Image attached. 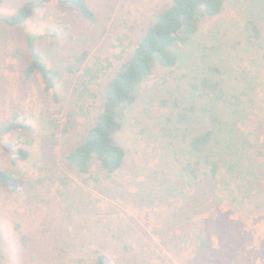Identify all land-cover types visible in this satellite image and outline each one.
<instances>
[{
    "label": "rangeland",
    "instance_id": "374dc122",
    "mask_svg": "<svg viewBox=\"0 0 264 264\" xmlns=\"http://www.w3.org/2000/svg\"><path fill=\"white\" fill-rule=\"evenodd\" d=\"M26 1L0 4V121L17 114L29 126L5 138L27 158L0 146V166L23 180L18 190L0 183L3 264H94L100 253L107 264H264V169L244 204L214 200L211 211H197L200 193L181 173L174 152L183 153L184 143L173 136L184 130L176 116L190 84L213 63L224 73V116L239 120L247 152L264 150V0H228L220 14L201 20L190 42L170 49L176 65L155 64L136 102L121 110L115 141L126 157L112 174L95 159L80 173L66 154L85 140L108 81L171 0H88L95 23L56 0L24 27L2 20ZM27 32L40 35L46 63L61 73L50 92L38 74L21 78Z\"/></svg>",
    "mask_w": 264,
    "mask_h": 264
},
{
    "label": "trees",
    "instance_id": "16d2710c",
    "mask_svg": "<svg viewBox=\"0 0 264 264\" xmlns=\"http://www.w3.org/2000/svg\"><path fill=\"white\" fill-rule=\"evenodd\" d=\"M3 1L0 0V4ZM51 1L54 0H28L15 13L2 20L12 26L24 27L37 9L45 7ZM56 1L74 7L91 23L97 21L96 13L88 0ZM227 1L171 0L156 12L129 58L121 63L108 81L96 120L89 127L85 140L66 154L68 163L83 174L88 173L93 159L108 174L116 172L122 166L126 150L115 141V135L122 126L121 110L136 102V89L154 72L155 64L162 67L177 64V58L170 49L190 42L197 34L201 20L220 14ZM250 24L253 32L259 35L257 26L252 21ZM39 38L40 35L34 32L25 34L29 60L21 69V78L27 82L38 74L44 91L50 92L55 89L61 73L46 63L38 47ZM87 55V51H83L76 62L81 64ZM223 74L218 64H204L198 81L190 84L191 94L187 104L180 107L176 116V123L184 130L173 136H180L184 144L180 148L183 153L174 152L175 159L181 166L182 175L190 182L189 185L195 184L200 193L197 211L201 212L211 211L210 201L214 200L231 207L244 204L245 198L254 190V185H260L258 170L264 169V150L259 149L256 156L247 152L239 120L226 118L223 114L222 106L228 97ZM54 99L58 100V95L54 94ZM16 118L17 114H14L13 120L0 121V146L15 157L24 159L28 157L27 150L16 149L13 144L5 141L6 136L13 131L29 128ZM51 123L52 127H57L55 120H51ZM176 129H180L179 126ZM65 131L66 128L63 129ZM0 183L11 190H18L23 186L20 176L1 166ZM198 235L202 243L208 241L207 238L204 240L205 236ZM0 264H3L1 243ZM94 264H107V256L104 253L98 254Z\"/></svg>",
    "mask_w": 264,
    "mask_h": 264
}]
</instances>
